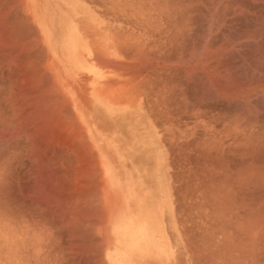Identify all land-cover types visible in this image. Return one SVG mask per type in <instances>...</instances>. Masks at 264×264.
<instances>
[{"label":"rangeland","instance_id":"rangeland-1","mask_svg":"<svg viewBox=\"0 0 264 264\" xmlns=\"http://www.w3.org/2000/svg\"><path fill=\"white\" fill-rule=\"evenodd\" d=\"M43 2L0 0V264H102L111 223L125 224L127 241L145 213L156 237L170 219L174 246L186 247L187 206L193 247H254L264 222V0H88L116 39L101 34L106 50L92 29L94 60L75 51L86 38L54 35L53 46L74 49L61 61L48 34L64 13ZM98 61L113 80L131 75L134 103L125 90L90 106L96 93L81 86Z\"/></svg>","mask_w":264,"mask_h":264},{"label":"crops","instance_id":"crops-1","mask_svg":"<svg viewBox=\"0 0 264 264\" xmlns=\"http://www.w3.org/2000/svg\"><path fill=\"white\" fill-rule=\"evenodd\" d=\"M60 1V4L53 7L47 0V3H42L43 7L40 9L43 12L64 13V16L59 17L60 20H49V45L52 46L49 48L57 60L65 59V56L74 51L69 44L72 37L86 38L83 43L88 44L91 41L92 29L97 33L96 42L98 39H106V37L101 38V34L104 32H111L113 37L116 36L113 27H110L106 20L99 19L97 2L92 3L88 0ZM54 23L58 25L55 26ZM54 35L66 37L69 43L65 46L61 43L56 48L53 46L52 41ZM54 43L57 44L55 41ZM54 49L60 50L59 52L63 54L59 56ZM82 50L89 52L87 45ZM91 59H94V57H91ZM94 65H96L97 70L94 71V74H89L91 78L89 87L82 85L81 90L96 93V96H99H94L96 99L93 100L94 103L91 102L90 106L108 107V103L106 100L104 101V98L101 99L100 94L113 83L111 80L114 79V76L108 74L99 64L97 66V63H94ZM67 75L70 76L68 70ZM83 75L86 76V74ZM97 92L99 93L97 94ZM147 215L148 213L140 215L138 222L130 223L128 228L132 230L129 233L130 239L127 241L123 234L125 224L122 221L115 225L111 223L108 232L110 231L112 240H109L107 247L102 248V264H264V222L261 218L257 230L254 223V247H193V206H187L186 247H175L174 245L178 239L175 231L171 229L170 219L167 220L166 227L160 231L161 235L156 237L155 233L153 234L154 224L152 218H147ZM117 228H119V233L115 234ZM163 231L164 233H162Z\"/></svg>","mask_w":264,"mask_h":264},{"label":"bare ground","instance_id":"bare-ground-1","mask_svg":"<svg viewBox=\"0 0 264 264\" xmlns=\"http://www.w3.org/2000/svg\"><path fill=\"white\" fill-rule=\"evenodd\" d=\"M40 5V4H39ZM242 5V4H241ZM245 5V4H244ZM38 6V5H37ZM62 6V5H61ZM40 8V7H39ZM128 11V10H127ZM190 15V14H189ZM5 17H6V15H4ZM3 17V16H2ZM25 19V18H24ZM189 25V24H188ZM85 32V31H84ZM103 34V33H102ZM105 36H107V35H104V37ZM108 38V37H107ZM184 40V39H183ZM5 41V40H4ZM104 41H106V40H104ZM107 42H109V41H107ZM112 42V41H111ZM97 44H99L100 46H102L104 49H106L107 47L105 46V45H103L102 43H101V41L98 39L97 40V42H96ZM106 43V42H105ZM114 43V42H113ZM109 44H110V42H109ZM108 43H107V46L109 45ZM117 44V43H116ZM80 45H82V46H86L87 45V50L89 51V52H91L92 53V55H91V57H93V53H94V51L96 50L95 49V42H91L90 41V43H88V44H86V43H80ZM111 47V46H110ZM115 48V47H114ZM182 49V48H181ZM107 50V49H106ZM115 50V49H114ZM75 51H77V53L79 52V53H81L82 55H84L85 57H87V55L85 54V51H83L82 49H79V48H77V49H75ZM117 51V50H116ZM122 51H123V49H122ZM176 51V50H175ZM100 51H97L96 53H99ZM115 52V51H114ZM177 52V51H176ZM215 52V51H214ZM95 53V54H96ZM84 60H85V58H84ZM94 60H96V59H94ZM210 60V59H209ZM89 61V60H88ZM101 61V63L103 62L102 60H100ZM100 61H98L97 62V66H98V64L100 65ZM112 61V60H111ZM110 63H107L106 64V66L107 67H110ZM100 66H103V65H100ZM112 66V65H111ZM107 67H104V68H107ZM129 68V67H128ZM112 70V69H111ZM119 71V70H118ZM99 72V71H98ZM121 72V71H120ZM101 73V72H100ZM123 76V75H122ZM183 76V75H182ZM225 77V76H224ZM123 78H125V76L123 77ZM91 79V78H90ZM126 80V79H125ZM70 81V80H69ZM68 81V82H69ZM97 82V81H96ZM128 83H126L125 81L123 82L122 80H121V78H118V79H116L115 78V80H113V83L111 84V86L113 87V90L115 89V87H116V91L117 92H115V91H109L108 93H106L105 94V97H102V96H100V97H102V98H104V99H106V100H110L111 102L112 101H114V100H117L118 99V97H117V99H116V95L117 96H119V94H123V93H126L125 92V90H127V96H122L123 98H124V100L126 99V101H128V102H130V104H132V103H134L133 102V100L135 99V98H133L132 97V93H131V90L133 89L132 88V86H133V84H132V81H131V75L129 76V78H128V81H127ZM71 83V82H70ZM73 83V82H72ZM127 84V85H125L124 87H123V89H122V92L120 93L119 92V88H121L122 87V85L123 84ZM181 83V82H180ZM100 84V83H99ZM72 85H75V84H72ZM215 85V84H214ZM71 86V85H70ZM75 88V87H74ZM96 88V87H95ZM103 88V87H102ZM126 88V89H125ZM101 90V89H100ZM218 91V90H217ZM76 92V91H75ZM99 92H97V94H98ZM110 93V94H109ZM116 94V95H115ZM101 95V94H100ZM96 97H99V96H96ZM119 100V99H118ZM120 102V101H119ZM118 102V103H119ZM114 106H116V105H114ZM117 107V106H116ZM122 108H123V106H122ZM203 108V107H202ZM80 111V110H79ZM85 112V111H84ZM87 113V112H86ZM238 127V123L237 122H234V125H233V128H237ZM60 130V129H59ZM56 131V130H55ZM57 134H61L59 137H60V140H62L64 137H61V136H63L62 135V133H60V131H59V133H57ZM69 134V133H68ZM254 135V134H253ZM57 136V137H58ZM56 137V136H55ZM71 137V136H70ZM69 137V138H70ZM65 138H66V136H65ZM74 138V137H73ZM57 139V138H56ZM71 139V138H70ZM58 140V139H57ZM72 140V139H71ZM66 141V140H65ZM237 140L235 139V141L234 142H236ZM99 142V141H98ZM70 143H72V142H70ZM99 144V143H98ZM215 152H218V151H223V149H220V150H217V149H215V148H213V147H211ZM78 149V148H77ZM252 150L254 151V148H252ZM83 153V152H82ZM82 155H85V154H82ZM218 168L220 167V168H224L225 167V163L224 162H222L221 161V163L217 166ZM214 169V168H213ZM215 170V169H214ZM236 174H237V176H238V174H240V171L238 170V171H236L235 172ZM225 174V173H224ZM261 174H264V173H262L261 172ZM234 175V174H233ZM264 176V175H263ZM223 189V188H222Z\"/></svg>","mask_w":264,"mask_h":264}]
</instances>
